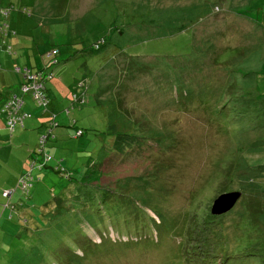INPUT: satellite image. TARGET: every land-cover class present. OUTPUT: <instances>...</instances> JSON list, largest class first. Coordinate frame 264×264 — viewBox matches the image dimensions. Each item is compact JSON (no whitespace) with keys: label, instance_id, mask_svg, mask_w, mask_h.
<instances>
[{"label":"rangeland","instance_id":"rangeland-1","mask_svg":"<svg viewBox=\"0 0 264 264\" xmlns=\"http://www.w3.org/2000/svg\"><path fill=\"white\" fill-rule=\"evenodd\" d=\"M36 1L0 0V264H264V0ZM18 67L60 96L28 195L49 117Z\"/></svg>","mask_w":264,"mask_h":264},{"label":"built area","instance_id":"built-area-1","mask_svg":"<svg viewBox=\"0 0 264 264\" xmlns=\"http://www.w3.org/2000/svg\"><path fill=\"white\" fill-rule=\"evenodd\" d=\"M99 46V45H98ZM53 63H56L54 61ZM17 72H23L24 83L22 85V92L32 94L33 98L37 101L38 105L44 107V113L48 114L49 120L47 124V132L43 134L39 139V148L37 152L43 155V159L33 158L30 170L25 173L20 180V185L26 194L29 193V189L32 187L34 177L32 175V170L35 167L39 169L44 168L45 163L52 159L51 155L45 152L46 144L50 137H54L53 130L58 126V121L56 119V114H50L47 110V105L49 104V99L46 94L45 80L51 76L47 75L44 71L31 72L29 69L17 68ZM75 99H78L79 95L74 94ZM81 97V96H80ZM24 101L21 96L15 94L11 98L3 102L1 106V112L6 116L7 126L13 133L17 126L23 125V120L30 117L31 115L27 112H22ZM67 109L66 111H68ZM77 134H81V130L77 131Z\"/></svg>","mask_w":264,"mask_h":264},{"label":"water","instance_id":"water-1","mask_svg":"<svg viewBox=\"0 0 264 264\" xmlns=\"http://www.w3.org/2000/svg\"><path fill=\"white\" fill-rule=\"evenodd\" d=\"M241 191H228L219 194L213 201L211 213L219 215L229 211L242 196Z\"/></svg>","mask_w":264,"mask_h":264},{"label":"crops","instance_id":"crops-1","mask_svg":"<svg viewBox=\"0 0 264 264\" xmlns=\"http://www.w3.org/2000/svg\"><path fill=\"white\" fill-rule=\"evenodd\" d=\"M37 4V1L35 0V7L37 6L36 5ZM35 15H36V12H35ZM38 17V16H37ZM40 17H38V19H39ZM40 20V19H39ZM42 62H43V60H41ZM36 67H37V65H36ZM19 68V67H18ZM40 70L41 69H45V71L48 69V72H50V68H39ZM36 70H38V69H36ZM47 72V71H46ZM53 79V78H52ZM51 78H49V79H46V82H45V87H46V94H47V96L49 97L48 99L49 100H51V99H58V97H60V96H58V95H56L55 94V96L53 95V94H50V91L51 90H55L56 92H57V87L55 86V84H54V82L52 81V85H53V87L51 88V86H49V83H51V81H49V80H52ZM50 102V101H49ZM43 115V114H42ZM44 118H47V120H48V115L45 113V115L43 116ZM41 123H42V121H41ZM25 124H26V122H25V119L23 120V125H20L21 127L23 126V127H25ZM66 125V127H71V126H69V124H68V121H66V123H65ZM26 125H28V126H30V125H38V121L37 120H31V121H29ZM61 125H59L57 128H59ZM16 130V129H15ZM57 130V129H56ZM55 130V133L57 132ZM25 128L24 129H19V136H18V138H20V139H22V138H24L25 137ZM56 135H59L58 133L57 134H55V137H54V139L56 138ZM53 139V140H54ZM52 140V141H53ZM31 157V159L32 160H34L33 158H36V159H38V157H36V155L35 154H32V153H30L29 154V158Z\"/></svg>","mask_w":264,"mask_h":264},{"label":"trees","instance_id":"trees-1","mask_svg":"<svg viewBox=\"0 0 264 264\" xmlns=\"http://www.w3.org/2000/svg\"><path fill=\"white\" fill-rule=\"evenodd\" d=\"M104 41L106 42V39L104 38ZM104 44V43H103ZM98 47H101V45L100 46H98ZM99 49V48H98ZM53 64H56V63H53ZM51 73V72H50ZM45 82H46V80H45ZM73 101L71 102V106L68 108L69 110L70 109H73V107L75 106V105H80V104H82V103H84V96H79L78 97V99H75V97H74V94H73ZM49 105V104H48ZM56 117H57V115H56ZM70 125L72 126H76V121L74 120V121H72L71 123H70ZM115 125V124H114ZM58 126H59V122H58ZM57 126V127H58ZM57 127H55L54 128V130H53V135H54V137H55V133H54V131H55V129L57 128ZM78 130H81V129H77V131ZM81 134H83V131L81 130ZM81 134H77V135H81ZM53 137V138H54ZM45 167V166H44ZM35 168H38V167H35ZM39 169V168H38ZM43 169V168H42ZM33 171V170H32ZM28 195V194H27ZM61 205V202H57V206H60Z\"/></svg>","mask_w":264,"mask_h":264}]
</instances>
